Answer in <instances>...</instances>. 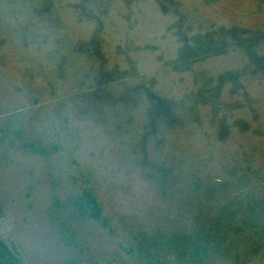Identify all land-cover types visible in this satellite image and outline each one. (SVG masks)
Here are the masks:
<instances>
[{"label": "rangeland", "instance_id": "rangeland-1", "mask_svg": "<svg viewBox=\"0 0 264 264\" xmlns=\"http://www.w3.org/2000/svg\"><path fill=\"white\" fill-rule=\"evenodd\" d=\"M225 29L264 57V0H0V237L26 264H149L218 222L206 264H264V68Z\"/></svg>", "mask_w": 264, "mask_h": 264}, {"label": "trees", "instance_id": "trees-1", "mask_svg": "<svg viewBox=\"0 0 264 264\" xmlns=\"http://www.w3.org/2000/svg\"><path fill=\"white\" fill-rule=\"evenodd\" d=\"M228 34L232 35L233 38L239 42L245 41L247 44L246 48L251 58L254 59L259 68H264V57H261L254 50V45L258 41L253 42L250 40H255V38L246 39V35L249 31L243 29H225ZM229 36V35H227ZM227 39V37H223ZM222 38V39H223ZM221 39V40H222ZM246 39V40H245ZM249 41V42H248ZM205 39H203L198 44H205ZM215 43H220V40L216 42L215 39H211V43H206V45H214ZM197 44V45H198ZM242 44V45H244ZM190 47L187 44L186 48ZM263 72V71H257ZM232 75V74H231ZM150 97L152 99L153 108L151 110V122L153 125L157 124L158 119L164 118L168 122H172L174 119L173 107L171 103L158 95L151 93ZM74 205L77 207L79 214L86 220L102 221L104 207L98 202L94 193L90 189H85L84 192L76 197L74 200ZM4 214V209L0 201V219ZM209 229H204L203 231H198L193 236H185L180 239L175 240H162L159 244L158 252L156 255L150 258L149 264H206L212 255L216 254L219 249H221V244L223 242H228V233L230 227L226 223L218 222L214 223ZM262 237V243H257L256 249L261 252L264 251V229L259 232ZM223 241V242H222ZM0 264H26L24 259L19 255V251L16 245H8L0 237Z\"/></svg>", "mask_w": 264, "mask_h": 264}]
</instances>
